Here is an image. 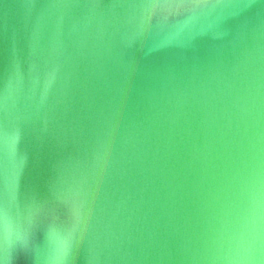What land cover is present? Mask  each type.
Returning <instances> with one entry per match:
<instances>
[{"label":"water","instance_id":"obj_1","mask_svg":"<svg viewBox=\"0 0 264 264\" xmlns=\"http://www.w3.org/2000/svg\"><path fill=\"white\" fill-rule=\"evenodd\" d=\"M0 264H264V0H0Z\"/></svg>","mask_w":264,"mask_h":264}]
</instances>
